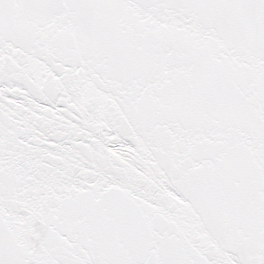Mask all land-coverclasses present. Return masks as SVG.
<instances>
[{
	"label": "snow or ice",
	"instance_id": "snow-or-ice-1",
	"mask_svg": "<svg viewBox=\"0 0 264 264\" xmlns=\"http://www.w3.org/2000/svg\"><path fill=\"white\" fill-rule=\"evenodd\" d=\"M0 264H264V0H0Z\"/></svg>",
	"mask_w": 264,
	"mask_h": 264
}]
</instances>
